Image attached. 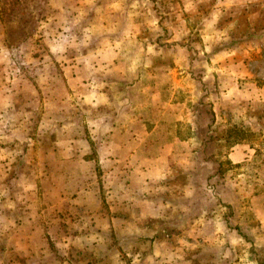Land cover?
Returning <instances> with one entry per match:
<instances>
[{
    "label": "rangeland",
    "instance_id": "rangeland-1",
    "mask_svg": "<svg viewBox=\"0 0 264 264\" xmlns=\"http://www.w3.org/2000/svg\"><path fill=\"white\" fill-rule=\"evenodd\" d=\"M0 264H264V0H0Z\"/></svg>",
    "mask_w": 264,
    "mask_h": 264
},
{
    "label": "crops",
    "instance_id": "crops-1",
    "mask_svg": "<svg viewBox=\"0 0 264 264\" xmlns=\"http://www.w3.org/2000/svg\"><path fill=\"white\" fill-rule=\"evenodd\" d=\"M179 74H180V76H178V78L175 79L178 82V84L175 82L170 87L171 90H172V87H173L175 89L174 90L175 92L178 91V89H184V91H185L184 82L187 79V77L183 76V74L181 72H179ZM180 83H183V84H180ZM188 87H191V86H188ZM178 93H180V92H178ZM188 93L191 94L192 93V90H189ZM190 98H191V96H190ZM191 102H192V98H191ZM171 103L172 102H170V104ZM173 104L176 106V103H173ZM185 105H186L185 103H178L177 106L178 107H181L180 111L176 108L177 111H173L171 114L169 112H167L168 110H167V108H165L162 114H163V116L164 115L171 116L172 119H173L172 121L175 124V126L178 127V128H180L179 126H181V123H182L181 121H184L183 120L184 119V114H185L184 113V110L186 108ZM169 107H168V109H169ZM189 132H190V134L189 135H186L183 130L181 132V130L178 129L176 131V133H175L176 139H178V141H180L181 143H183V142H186V143L190 142L192 140V129H190ZM247 149H249V148H247ZM244 150H246V147H243V150L242 149H236L235 153H233V154H234L235 157L244 156V154H243ZM238 161H240V160H238Z\"/></svg>",
    "mask_w": 264,
    "mask_h": 264
}]
</instances>
